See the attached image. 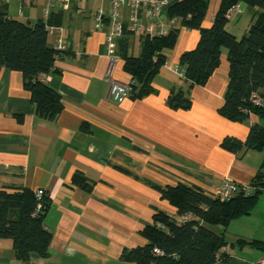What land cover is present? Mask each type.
Here are the masks:
<instances>
[{"label": "crops", "instance_id": "obj_1", "mask_svg": "<svg viewBox=\"0 0 264 264\" xmlns=\"http://www.w3.org/2000/svg\"><path fill=\"white\" fill-rule=\"evenodd\" d=\"M45 6L46 0H0V11L30 24L44 21ZM99 8L110 12L102 0L51 8L47 28L61 32L49 35L47 44L54 49L62 37L67 45L55 59L54 72L41 78L61 98L55 121L36 118L20 72L0 71V190H43L49 201L43 220L52 235L49 256L27 264H130L121 260V253L145 244L140 231L156 212L181 220L156 188L182 184L212 196L228 179L239 190H249L264 159L260 151L240 156L221 149L223 138L244 142L249 127H264V119L251 115L240 124L219 116L228 85L226 50L207 84L189 88L179 75V58L195 48L199 34L179 24L175 46L165 52L166 62L152 81L155 93L114 102L109 80L131 79L123 70L119 38L111 45L106 42L110 21L105 18L95 27ZM213 18L205 17L202 26L209 28ZM122 20L128 31L127 8ZM141 50L140 37L132 36L129 55L139 57ZM172 89L187 92L189 110L169 108ZM75 175L91 191L73 184ZM224 236L228 245L214 264H264V248L234 245L238 240L264 244V193L248 216L229 223ZM0 264H23L8 239L0 238Z\"/></svg>", "mask_w": 264, "mask_h": 264}, {"label": "trees", "instance_id": "obj_2", "mask_svg": "<svg viewBox=\"0 0 264 264\" xmlns=\"http://www.w3.org/2000/svg\"><path fill=\"white\" fill-rule=\"evenodd\" d=\"M241 3L246 7L264 10V0H220L209 28L202 26L208 8L207 0H177L165 10L166 18H176L179 26L197 31L194 49L181 54L179 67L189 88L204 87L220 64L222 50H226L228 85L224 103L218 114L233 123H245L251 115L264 119V12L257 15L246 33L237 39L227 32L226 13ZM49 20L34 24L21 22L0 11V71H18L23 88L30 94L36 118L53 122L62 110L61 98L42 77L54 72L58 53L47 44ZM179 29L164 36L143 37L139 57L128 53L129 39L133 36L124 28L119 38V55L123 70L130 76L131 92L128 99L140 100L155 93L152 81L166 62V51L174 48ZM256 95L260 105L252 102ZM167 104L172 110H189L191 100L186 91L171 90ZM19 122L22 121L18 117ZM221 149L243 156L248 151L264 153V127H249L244 142L225 137ZM73 184L89 192L91 187L75 175ZM160 199L175 209L176 218L156 212L152 223L145 225L140 236L145 244L125 249L121 260L130 264H214L223 247L228 245L225 229L235 219L248 216L264 193V159L252 177L249 190H239L233 197L221 201L203 191L182 184L156 188ZM40 209L37 210V206ZM49 207L48 196L37 199L29 189L7 192L0 190V238L12 243L16 260L27 264L31 259H46L52 235L43 220ZM210 226L223 228L215 232ZM234 245L263 249L258 241L238 240Z\"/></svg>", "mask_w": 264, "mask_h": 264}, {"label": "built area", "instance_id": "obj_3", "mask_svg": "<svg viewBox=\"0 0 264 264\" xmlns=\"http://www.w3.org/2000/svg\"><path fill=\"white\" fill-rule=\"evenodd\" d=\"M34 2L36 0H29ZM93 0H46V6L43 12V19L46 22L48 16L51 12L52 6H57L60 8H68L72 3H87ZM108 2L110 12L106 14L103 8H99L95 15V27L98 29L105 18H107L111 23V30L106 37V42L112 44L114 40L120 38L124 32V22L122 20V10H129V22L128 31L136 37H159L164 36L168 31L175 29L179 20L176 18H166L165 10L170 4V0H102ZM238 7L230 9L225 17L230 20L232 14ZM22 12V8L19 9ZM54 32L59 33L61 29L47 28V34L52 35ZM67 49L66 42L62 37L57 38L54 50L58 53L64 52ZM184 77L183 73L179 74ZM132 83H122L115 80H109V96L111 99L120 104L129 98L131 92ZM252 102L255 105H260V100L256 95L252 96ZM248 192V188L244 189ZM239 191L238 186L226 179L223 180L219 186L213 191L212 197L217 198L221 201L228 200L233 197ZM38 200L44 195L43 190L35 191ZM40 205L37 206V210L40 209Z\"/></svg>", "mask_w": 264, "mask_h": 264}, {"label": "rangeland", "instance_id": "obj_4", "mask_svg": "<svg viewBox=\"0 0 264 264\" xmlns=\"http://www.w3.org/2000/svg\"><path fill=\"white\" fill-rule=\"evenodd\" d=\"M207 1L208 8L206 12V18H209L212 15H215L216 11L219 8L220 0ZM261 12H264V10L247 7L245 10L237 11L238 14H241L237 18L234 17L235 13H233L231 19L227 22L229 33L234 35L237 39H240L246 33V29H248V27L254 23L257 15ZM210 228L213 229L214 227L210 226Z\"/></svg>", "mask_w": 264, "mask_h": 264}, {"label": "water", "instance_id": "obj_5", "mask_svg": "<svg viewBox=\"0 0 264 264\" xmlns=\"http://www.w3.org/2000/svg\"><path fill=\"white\" fill-rule=\"evenodd\" d=\"M245 7H246V5L243 4V3H241V4L238 6V9H239V10H243ZM221 229H223V228H221Z\"/></svg>", "mask_w": 264, "mask_h": 264}]
</instances>
